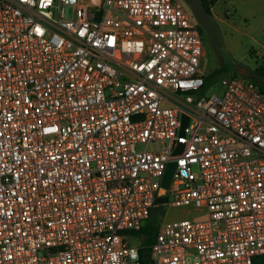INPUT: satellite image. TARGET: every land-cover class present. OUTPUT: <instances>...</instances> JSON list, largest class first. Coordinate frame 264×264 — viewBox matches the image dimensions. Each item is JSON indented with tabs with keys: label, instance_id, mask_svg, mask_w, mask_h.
<instances>
[{
	"label": "built area",
	"instance_id": "built-area-1",
	"mask_svg": "<svg viewBox=\"0 0 264 264\" xmlns=\"http://www.w3.org/2000/svg\"><path fill=\"white\" fill-rule=\"evenodd\" d=\"M191 10L0 0V264H140L128 237L163 196L204 217L159 221L154 264L264 256V91L206 95Z\"/></svg>",
	"mask_w": 264,
	"mask_h": 264
},
{
	"label": "rangeland",
	"instance_id": "rangeland-1",
	"mask_svg": "<svg viewBox=\"0 0 264 264\" xmlns=\"http://www.w3.org/2000/svg\"><path fill=\"white\" fill-rule=\"evenodd\" d=\"M181 1L191 10V7L185 0ZM222 42H225L221 46V52L223 55L222 60L218 58L216 52H214L211 48L206 52V55L203 58L202 68L204 74L206 75L215 71L222 65L225 67L223 71L217 75L215 83L212 85V87L206 89V95H211L214 93L220 94L223 91L222 80L224 78L232 77L234 73L237 72V69H240L242 74H244V68H246L247 73L250 74L252 73L253 69L258 66V62H261L260 58L262 56L261 54H263V50H261L260 47L251 40H246V37L243 35L234 34L228 39H222ZM257 51H259V57L254 54ZM255 80L257 81L256 78ZM194 169L197 170L198 167L195 165ZM202 217H204V214L195 207H175L169 203H166L164 205L163 211L156 215L157 221L162 222L179 220L183 218L197 219ZM128 239L132 244L138 245L141 243L143 237H138L132 234L128 237Z\"/></svg>",
	"mask_w": 264,
	"mask_h": 264
},
{
	"label": "crops",
	"instance_id": "crops-1",
	"mask_svg": "<svg viewBox=\"0 0 264 264\" xmlns=\"http://www.w3.org/2000/svg\"><path fill=\"white\" fill-rule=\"evenodd\" d=\"M210 9L219 28L221 40L241 34L246 40L257 44L264 54V0H213ZM258 52L254 54L258 56ZM263 54L258 65L264 66Z\"/></svg>",
	"mask_w": 264,
	"mask_h": 264
},
{
	"label": "water",
	"instance_id": "water-1",
	"mask_svg": "<svg viewBox=\"0 0 264 264\" xmlns=\"http://www.w3.org/2000/svg\"><path fill=\"white\" fill-rule=\"evenodd\" d=\"M187 4L191 7L193 14L197 21L200 23V25L204 28L207 36L209 37V40L211 42V45L216 52V55L220 58V60L223 59V55L221 52V46H222V40H221V34L219 31V28L217 26V23L212 18L211 14L208 12L205 1L204 0H185ZM245 72L244 74H247L246 68H244ZM239 74H242L241 70L238 71ZM188 118L184 116L183 118V124L182 129L187 125ZM183 145H180L175 151L174 154H178L182 151ZM176 162L171 161L165 171L164 178L162 181V186L165 188H168L170 186V183L172 181L175 169H176ZM167 202V197H158L156 199V205L153 208V214L156 216L158 213H161L164 209V203Z\"/></svg>",
	"mask_w": 264,
	"mask_h": 264
},
{
	"label": "trees",
	"instance_id": "trees-1",
	"mask_svg": "<svg viewBox=\"0 0 264 264\" xmlns=\"http://www.w3.org/2000/svg\"><path fill=\"white\" fill-rule=\"evenodd\" d=\"M205 1V6L208 12L211 14L210 3L208 0ZM201 31L206 34L204 28L200 25ZM224 65L220 66L215 71L211 72L210 74L205 75V90L212 87L215 83V79L217 75H219L223 69ZM238 72H235L234 75H238ZM249 74V73H248ZM254 79H257V83L259 87L264 91V66L258 65L256 68L253 69L252 73L249 74ZM159 221H157L156 216L151 213V216L147 223L142 227L141 230L134 233L135 236L143 237L141 244L142 247L140 248V264H154L151 257H150V245L153 243L157 230H158ZM254 264H264V256H258L254 259Z\"/></svg>",
	"mask_w": 264,
	"mask_h": 264
},
{
	"label": "flooded vegetation",
	"instance_id": "flooded-vegetation-1",
	"mask_svg": "<svg viewBox=\"0 0 264 264\" xmlns=\"http://www.w3.org/2000/svg\"><path fill=\"white\" fill-rule=\"evenodd\" d=\"M204 46H205V55H206V52L211 48L213 49L212 45H211V42L209 40V37L207 36V34H204ZM214 51V49H213ZM215 52V51H214ZM219 58V57H218ZM220 59V58H219ZM237 72L239 71V69L236 70Z\"/></svg>",
	"mask_w": 264,
	"mask_h": 264
}]
</instances>
